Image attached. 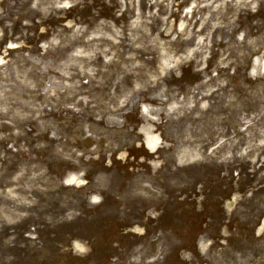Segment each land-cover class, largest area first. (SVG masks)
Returning a JSON list of instances; mask_svg holds the SVG:
<instances>
[{"label":"rangeland","instance_id":"1","mask_svg":"<svg viewBox=\"0 0 264 264\" xmlns=\"http://www.w3.org/2000/svg\"><path fill=\"white\" fill-rule=\"evenodd\" d=\"M263 227L264 0H0V264H264Z\"/></svg>","mask_w":264,"mask_h":264},{"label":"flooded vegetation","instance_id":"2","mask_svg":"<svg viewBox=\"0 0 264 264\" xmlns=\"http://www.w3.org/2000/svg\"><path fill=\"white\" fill-rule=\"evenodd\" d=\"M182 1V9H185V7L191 3L192 0H181ZM175 21L178 22V18L174 17ZM264 228V227H263Z\"/></svg>","mask_w":264,"mask_h":264},{"label":"water","instance_id":"3","mask_svg":"<svg viewBox=\"0 0 264 264\" xmlns=\"http://www.w3.org/2000/svg\"><path fill=\"white\" fill-rule=\"evenodd\" d=\"M72 181H74L73 177L68 180V182H72Z\"/></svg>","mask_w":264,"mask_h":264}]
</instances>
